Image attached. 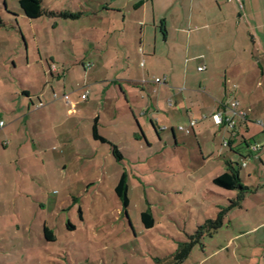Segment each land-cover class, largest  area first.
Here are the masks:
<instances>
[{
  "label": "rangeland",
  "instance_id": "obj_1",
  "mask_svg": "<svg viewBox=\"0 0 264 264\" xmlns=\"http://www.w3.org/2000/svg\"><path fill=\"white\" fill-rule=\"evenodd\" d=\"M19 1L0 0V115L5 123L0 130V264H173L187 236L215 221L231 195L212 184L217 169L211 163L202 166L193 135L176 132L190 150L175 149L171 133L160 140L146 132L147 143L136 141L131 129L142 134L121 105L111 113L117 125L106 124L99 133L119 138L123 159L117 162L108 146L92 140L100 106L92 103V94L80 102L92 80L103 78L101 63L91 54L90 43L101 36L92 23L106 25L104 7L119 8L128 0H42V8L56 15L36 20L23 15ZM144 29V39L151 41L150 28ZM52 64L64 66L60 77L48 71ZM23 92L34 102L39 95L44 105L33 113V127L22 120L29 103ZM62 94L77 116L67 114ZM12 110L14 118L7 116ZM32 139L39 142L36 154ZM245 154L242 150L234 157L233 166L243 186L258 188L264 165L248 159L241 168ZM219 161L214 156L213 162ZM122 175L125 211L115 192ZM144 212L153 218L149 230L140 220ZM200 244L182 264H264L263 190L246 194L241 208L227 212L221 228Z\"/></svg>",
  "mask_w": 264,
  "mask_h": 264
},
{
  "label": "crops",
  "instance_id": "obj_2",
  "mask_svg": "<svg viewBox=\"0 0 264 264\" xmlns=\"http://www.w3.org/2000/svg\"><path fill=\"white\" fill-rule=\"evenodd\" d=\"M104 14L106 25L92 23L91 29L100 31L101 36L90 43L92 56L101 63L103 78H94L90 89L80 94V102L88 101L92 94V103L100 106L93 117L98 129L106 124L117 125V118L111 113H116L121 105L127 108V115L142 134L141 138L130 128L136 141L144 139L147 143L146 132L155 133L160 140L161 134L166 139L171 133L175 149L190 150L188 141L180 143L176 132H182L179 127H187L194 120L197 123L189 135L197 140L202 166L211 163L217 169L210 178L212 184L227 172V163L233 165L234 157H241L242 150L247 151L242 162L252 159L264 165V150L256 154L248 150L249 144L261 142L264 136V129L258 124L264 123V0H128L119 8L106 5ZM146 27L151 30V41L144 39ZM137 50H142L141 56ZM81 66L85 68L83 62ZM63 67L60 70L48 65V71L60 77ZM199 68L203 70L198 71ZM152 78L162 82L156 84ZM83 94L85 99H81ZM23 95L29 103L22 120L33 127V113L44 105L39 95L37 102L29 92ZM64 96L67 95L62 94L63 100ZM233 100L247 113L244 120L228 110L227 105ZM64 102L69 106L67 114L77 116L74 104L69 99ZM14 112L7 116L14 118ZM217 113L231 118L233 129L225 124L215 125L211 117ZM36 134L34 129L32 135ZM101 136L117 147L123 159L119 138ZM224 141L229 144L223 148ZM99 143L111 152L109 145ZM38 146L39 142L32 139L34 154ZM214 156L222 162H213ZM249 188L252 192L247 195H257L259 190L264 192V183ZM228 192L230 199L237 194Z\"/></svg>",
  "mask_w": 264,
  "mask_h": 264
},
{
  "label": "trees",
  "instance_id": "obj_3",
  "mask_svg": "<svg viewBox=\"0 0 264 264\" xmlns=\"http://www.w3.org/2000/svg\"><path fill=\"white\" fill-rule=\"evenodd\" d=\"M41 5H42V0H20L19 1V7L23 15L29 20H36L41 17H54L56 15L53 12L45 11ZM58 14L62 18H71V19L74 18L73 15H68L66 13L65 14L58 13ZM1 25H2V22L0 21V26ZM91 135L94 140L99 141L103 144L109 145L111 149V154L117 162H120L122 160V155L118 151L117 147L109 143L99 133L96 119L93 120V124L91 127ZM260 152L261 151H259L258 153ZM226 167H227V172H225L223 175L216 178L213 181V184L226 191H236L237 194L235 195V197L228 200L226 209H222L218 213V216L215 221H207L204 225L199 226L193 235L187 236L188 241L180 245L179 251L174 256L173 264H182L189 257L191 250L195 245H201L200 243L205 236L211 237L213 233L217 232V230L221 228L223 217L226 215V213L232 209L241 208L245 195L249 192H252L251 188L243 186L242 180L239 176L238 169H236L232 164H229V163H227ZM240 167L243 168L241 165ZM115 192H116V195L121 199L122 205L125 211L128 205V201H127L126 192H125V176L124 175L121 176L119 183L115 189ZM140 220L144 228L147 230L151 229L154 225L152 216L147 212H144L140 215ZM44 234H45V239L47 241L52 240V235L47 228H44Z\"/></svg>",
  "mask_w": 264,
  "mask_h": 264
},
{
  "label": "built area",
  "instance_id": "obj_4",
  "mask_svg": "<svg viewBox=\"0 0 264 264\" xmlns=\"http://www.w3.org/2000/svg\"><path fill=\"white\" fill-rule=\"evenodd\" d=\"M237 1L241 2V0H237ZM202 70H203V68L198 69V71H202ZM161 82H162V80H160V79H154V83H156V84H160ZM54 98H56L55 95H54ZM63 98L66 101L68 100L67 96H64ZM85 98H86V94L81 95V99H85ZM41 105L42 104L40 103L38 106L40 107ZM227 108L231 112V114L235 117H238V118L244 120L247 116V113L240 108L239 103L235 100L229 102L227 105ZM202 118L205 119V117H202ZM211 119H212L213 123L217 126H221V125L225 124L226 127L229 129H233V127H234L233 120L231 118L225 117V115L223 113H217V114L213 115L211 117ZM196 123H197L196 121L192 120L188 123L187 127H179V130L184 132L186 135H189L190 130L193 129V127L196 125ZM258 124L264 129V123L258 122ZM3 127H4V122L0 121V130ZM227 146H228V141H224L222 143V147L224 148ZM248 150H249L250 154H256L259 151L264 150V136H263L261 142H254V143L249 144ZM241 166L245 167L246 166L245 162H242Z\"/></svg>",
  "mask_w": 264,
  "mask_h": 264
},
{
  "label": "bare ground",
  "instance_id": "obj_5",
  "mask_svg": "<svg viewBox=\"0 0 264 264\" xmlns=\"http://www.w3.org/2000/svg\"><path fill=\"white\" fill-rule=\"evenodd\" d=\"M229 144V143H228Z\"/></svg>",
  "mask_w": 264,
  "mask_h": 264
}]
</instances>
